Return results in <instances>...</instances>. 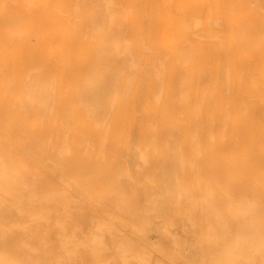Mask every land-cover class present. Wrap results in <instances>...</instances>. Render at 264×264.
Segmentation results:
<instances>
[{"label":"rangeland","instance_id":"obj_1","mask_svg":"<svg viewBox=\"0 0 264 264\" xmlns=\"http://www.w3.org/2000/svg\"><path fill=\"white\" fill-rule=\"evenodd\" d=\"M31 1L0 0V264H264V0Z\"/></svg>","mask_w":264,"mask_h":264},{"label":"bare ground","instance_id":"obj_2","mask_svg":"<svg viewBox=\"0 0 264 264\" xmlns=\"http://www.w3.org/2000/svg\"><path fill=\"white\" fill-rule=\"evenodd\" d=\"M28 1H29V0H28ZM33 1H34V0H33ZM30 2H32V1L30 0ZM34 2H35V1H34ZM209 2H210V1H209ZM28 3H29V2H28ZM43 3H44V2H43ZM45 3H47V2H45ZM188 3H189V2H188ZM227 3H228V1H227ZM25 4H26V3H25ZM34 4H35V3H34ZM203 4H204V3H203ZM263 4H264V3H263ZM200 5H201V4H200ZM23 6H24V5H23ZM23 6H22V7H23ZM49 6H50V5H49ZM189 6H190V5H189ZM24 7H25V9H27V8H26V5H25ZM40 7H42V6H40ZM44 7H45V6H44ZM20 8H21V7H20ZM179 8H180V7H179ZM225 8H226V7H225ZM228 8H229V7H228ZM230 8H231V7H230ZM28 9H29V8H28ZM170 9H171V8H170ZM176 9H177V8H176ZM185 9H186V7H185ZM164 10H165V9H164ZM168 10H169V9H168ZM182 10H184V9H182ZM209 10L211 11V9H209ZM223 10H224V9H223ZM26 11H27V10H26ZM178 11H180V10H178ZM246 11H247V10H246ZM1 12H2V11H1ZM164 12L166 13V11H164ZM172 12H173V11H172ZM172 12L170 11V13H172ZM185 12H186V11H185ZM224 12H225V10H224ZM236 12H238V11H236ZM157 13H158V12H157ZM180 13H181V12H180ZM226 13H228V12H226ZM167 14H168V12L166 13V15H167ZM183 14H184V13H183ZM231 14H232V13H231ZM176 15H177V14H176ZM237 15H238V14H237ZM168 16H169V15H168ZM163 17H164V16H163ZM175 17H176V16H175ZM208 17H209V16H208ZM237 17H238V16H237ZM166 18H167V17H166ZM182 18H183V17H182ZM235 18H236V17H235ZM235 18H234V19H235ZM238 18H239V17H238ZM168 19H169V18H168ZM174 19H176V18H174ZM199 19H200V18H199ZM242 19H243V18H242ZM166 21H167V20H166ZM166 21H164L163 23L165 24ZM186 21H187V20H186ZM216 21H218V20H216ZM234 21H235V20H234ZM167 22H168V21H167ZM173 22H174V21H173ZM197 22L199 23V21H197ZM235 22H236V21H235ZM238 22H240V21H238ZM244 22H245V21H244ZM163 23H162V24H163ZM181 23H182V22H181ZM186 23H187V22H186ZM195 23H196V22H195ZM195 23H194V24H195ZM198 23H197V24H198ZM226 23H227V22H226ZM229 23H230V22H229ZM236 23H237V22H236ZM162 24H161V25H162ZM164 24H163V25H164ZM166 24H168V23H166ZM169 24H170V23H169ZM195 25H196V24H195ZM195 25H194V26H195ZM218 25H219V24H218ZM232 25H234V23H233ZM232 25H231V26H232ZM174 26H176V25H174ZM216 26H217V25H216ZM219 26H220V25H219ZM245 26H246V25H245ZM177 27H178V26H177ZM186 27H187V25H186ZM196 27H197V26H196ZM209 27H210V26H209ZM225 27H226V26H225ZM228 27H229V25H228ZM192 28H193V27H192ZM210 28H211V27H210ZM230 28H231V27H230ZM196 29H198V28H196ZM227 29H229V28H227ZM231 29H232V28H231ZM235 29H236V28H235ZM238 30H239V29H238ZM240 30H241V29H240ZM244 30H245V29H244ZM167 31H168V30H167ZM193 31H194V29H193ZM196 31H197V30H196ZM229 31H231V30H229ZM155 32H156V31H155ZM161 32H162V31H161ZM176 32H177V31H176ZM244 32H245V31H244ZM170 33L172 34V32H170ZM229 33H230V32H229ZM242 33H243V32H242ZM155 34L158 35L159 33H158V34L155 33ZM162 34H163V32H162ZM164 35H165V34H164ZM172 35H173V34H172ZM186 35H187V34H186ZM230 35H231V34H230ZM230 35H229L228 37H230ZM179 36H180V35H179ZM187 36H190V34L188 33ZM233 36H234V34H233ZM238 36H239V34H238ZM158 37H160V35H159ZM176 37H177V36H176ZM216 37H217V36H216ZM236 37H237V36H236ZM160 38H161V37H160ZM157 39H158V38H157ZM161 39H162V38H161ZM186 39H188V38H186ZM211 39H212V38H211ZM235 39H237V38H234V40H235ZM162 40H163V39H162ZM173 40H174V39H173ZM178 40H179V39H178ZM249 40H250V38H249ZM145 41H146V40H145ZM163 41H165V40H163ZM168 41H169V39H168ZM230 41H231V40H230ZM230 41H229V42H230ZM244 41H245V40H244ZM160 42L162 43V41H160ZM181 42H182V41H181ZM188 42H190V41H188ZM234 42H235V41H234ZM164 43H165V42H164ZM164 43H163V44H164ZM253 43H254V41H253ZM262 43H263V42H262ZM172 44L174 45V43H172ZM187 44H188V43H187ZM232 44H233V43H232ZM164 45H165V44H164ZM167 45H168V44H167ZM239 45H240V44H239ZM162 46H163V45H162ZM188 46H189V45H188ZM163 47H164V46H163ZM224 47H225V46H224ZM165 48H166V47H165ZM170 48H171V47H170ZM231 49H232V48H231ZM165 50H166V49H165ZM171 50H172V49H171ZM236 50H237V49H236ZM245 50H246V49H245ZM238 51H239V50H237V51H235V52H238ZM163 52H164V51H163ZM168 52H169V51H168ZM228 52H229V51H228ZM245 52H246V51H245ZM232 53H233V52H232ZM238 53H239V52H238ZM233 54H234V53H233ZM233 54H232V55H233ZM227 55H229V53H228ZM234 56H235V55H234ZM234 56H233V57H234ZM207 57H208V56H207ZM243 57H244V55L242 56V58H243ZM234 59H235V58H234ZM247 59H248V58H247ZM247 59H245V60L247 61ZM243 60H244V59H243ZM245 60H244V62H245ZM249 61H250V60H249ZM251 61H252V60H251ZM242 62H243V61H242ZM234 63L236 64V61H235ZM245 63H246V62H245ZM243 64H244V63H243ZM243 64H240V65H243ZM253 64H254V63H253ZM240 65H239V66H240ZM256 66H257V65H256ZM50 67H51V66H50ZM232 67H233V66H232ZM236 67H237V65H236ZM240 67H242V66H240ZM244 67H245V64H244ZM242 68H243V67H242ZM260 70H261V68H260ZM227 71H228V70H227ZM236 71H237V70H236ZM248 71H249V70H248ZM250 71H251V70H250ZM220 72H221V71H220ZM1 73H2V72H1ZM233 73H234V72H233ZM236 74H237V73H236ZM236 76H237V75H236ZM248 77H250V76H248ZM235 78H236V77H235ZM258 78H260V77H258ZM237 79H238V77H237ZM263 79H264V78H263ZM256 80H257V79H256ZM261 80H262V79H261ZM235 81H236V80H235ZM247 82H248V81H247ZM249 82H250V81H249ZM249 82H248V83H249ZM236 84H237V83H236ZM256 84H257V83H256ZM258 84H259V83H258ZM247 85H249V84H247ZM235 86H236V85H235ZM258 86H259V85H258ZM259 87H260V86H259ZM255 88H256V87H255ZM256 89H258V88H256ZM253 90H254V89H253ZM256 101H257V100H256Z\"/></svg>","mask_w":264,"mask_h":264}]
</instances>
